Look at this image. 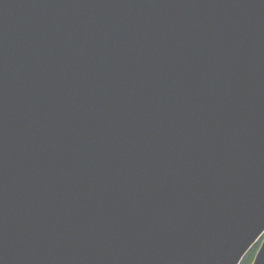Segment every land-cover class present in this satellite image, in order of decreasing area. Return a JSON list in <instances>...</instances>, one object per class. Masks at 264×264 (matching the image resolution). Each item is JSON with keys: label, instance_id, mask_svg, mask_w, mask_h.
<instances>
[{"label": "water", "instance_id": "water-1", "mask_svg": "<svg viewBox=\"0 0 264 264\" xmlns=\"http://www.w3.org/2000/svg\"><path fill=\"white\" fill-rule=\"evenodd\" d=\"M261 240L264 0H0V264Z\"/></svg>", "mask_w": 264, "mask_h": 264}, {"label": "trees", "instance_id": "trees-1", "mask_svg": "<svg viewBox=\"0 0 264 264\" xmlns=\"http://www.w3.org/2000/svg\"><path fill=\"white\" fill-rule=\"evenodd\" d=\"M260 244H257L249 253L248 255L244 258L241 264H253L257 252L259 250Z\"/></svg>", "mask_w": 264, "mask_h": 264}, {"label": "rangeland", "instance_id": "rangeland-1", "mask_svg": "<svg viewBox=\"0 0 264 264\" xmlns=\"http://www.w3.org/2000/svg\"><path fill=\"white\" fill-rule=\"evenodd\" d=\"M262 240H263V239H262ZM262 240H261L260 243H259L260 245H261V243H262Z\"/></svg>", "mask_w": 264, "mask_h": 264}]
</instances>
